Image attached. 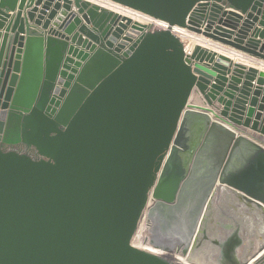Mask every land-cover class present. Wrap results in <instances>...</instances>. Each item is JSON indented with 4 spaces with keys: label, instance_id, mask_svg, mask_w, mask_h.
Listing matches in <instances>:
<instances>
[{
    "label": "water",
    "instance_id": "95a60500",
    "mask_svg": "<svg viewBox=\"0 0 264 264\" xmlns=\"http://www.w3.org/2000/svg\"><path fill=\"white\" fill-rule=\"evenodd\" d=\"M111 1L203 42L186 53L170 27L124 21L89 0H0V264H180L131 239L189 106L214 118L186 175L147 212L149 244L169 251L150 227L218 144L222 157L241 148L256 161V195L244 193L264 218V69L230 56L264 62V0ZM52 38L63 50L49 79ZM218 169L217 185L237 187L235 169ZM256 241L237 264H264V236Z\"/></svg>",
    "mask_w": 264,
    "mask_h": 264
},
{
    "label": "flooded vegetation",
    "instance_id": "af4514ba",
    "mask_svg": "<svg viewBox=\"0 0 264 264\" xmlns=\"http://www.w3.org/2000/svg\"><path fill=\"white\" fill-rule=\"evenodd\" d=\"M208 124L206 118L196 114H193L191 121L183 123V134L171 150V161L158 174L150 193L152 198H162L172 190L175 177L182 175L183 171L186 175ZM1 147L37 156L34 149L21 143H3ZM211 147L204 158L199 156L194 163L192 174L182 186L172 214L157 215L149 235L152 241L169 251L191 254L200 264H237L241 258L256 251L257 235L264 236V218L258 217L256 205L244 193L247 188L256 195V161L250 166L243 160L241 148H237L236 153L228 159L220 155L219 144ZM226 166L236 170L232 175V181L237 184L235 188L216 184L220 176L218 168ZM171 216L173 218L170 219ZM170 220L174 223L171 224ZM164 252L177 256L172 252ZM155 253L164 256L163 253Z\"/></svg>",
    "mask_w": 264,
    "mask_h": 264
},
{
    "label": "bare ground",
    "instance_id": "6f19581e",
    "mask_svg": "<svg viewBox=\"0 0 264 264\" xmlns=\"http://www.w3.org/2000/svg\"><path fill=\"white\" fill-rule=\"evenodd\" d=\"M93 3H96L102 7H105L107 8L108 10H111L115 13H117L118 15H120V17H123L124 18V21H127V19H130L131 22H134V21H137L139 23H142V24H145V25H148L149 23L151 24H162V20L160 19H156V18H153V17H150V16H147V15H139L137 14L135 11L131 10L130 8L124 6V5H120L118 3H115L111 0H89ZM197 37V36H196ZM199 40L193 38V37H190L187 39V45L188 47H191L193 46V44L195 43H198ZM62 50H63V44L62 42L56 40V39H50L48 41V45H47V48H46V75L49 79H53L57 73V70L59 68V64L61 62V58H62ZM232 58H234L235 60H238V61H241L243 63H245L246 61L244 59H242L241 57H239V55H230ZM247 63V62H246ZM245 63V64H246ZM254 64V62H253ZM249 65V64H248ZM193 114L195 115H201L203 116L204 118H206V120L208 122H210L214 116L212 113L208 112V111H204V110H201L197 107H187L184 109L183 111V115L181 117V120L179 121V124H178V128H177V131L175 133V136L172 140V143H171V146L169 148V151L167 153V156L165 157V160H164V163L161 167L160 170H163L166 168V166L168 165V162L170 160V154H171V150L176 142L177 139H179L181 136H182V130H183V123L185 122H189L191 121V119L193 118ZM184 115H187V116H184ZM171 161V160H170ZM185 176L184 175V171H183V174L180 175V176H177L175 177V181L177 180H181V178ZM159 198H152L151 196L149 197V200H148V203H147V206H146V209H145V213H144V216L141 218V222L139 224V233H138V237L136 236L135 239L133 238V244L138 246L139 248H143L145 250H148V251H151L153 253L155 252H160V253H163L165 258H167L168 260H171V261H178L179 257L178 255H172V254H167L165 253L164 251H160V248H157L155 246H153L152 244H148L147 245V238L146 236L144 235V232L147 230V226L149 225V221H147L148 219L147 218V212L150 210V208L153 206V204L158 200ZM142 231V233H141ZM144 235V236H142ZM149 242V241H148ZM264 256V251H262L260 253V257H263ZM258 258V257H257ZM258 258V259H259ZM256 260V261H255ZM254 261H252V264L253 262H257V259H255ZM174 261V262H175Z\"/></svg>",
    "mask_w": 264,
    "mask_h": 264
},
{
    "label": "built area",
    "instance_id": "2783aa9c",
    "mask_svg": "<svg viewBox=\"0 0 264 264\" xmlns=\"http://www.w3.org/2000/svg\"><path fill=\"white\" fill-rule=\"evenodd\" d=\"M121 5V4H120ZM127 7V6H126ZM128 8H130V7H128ZM131 10H133V11H135L137 14H139V15H147V14H144V13H142V12H140V11H138V10H135V9H132V8H130ZM147 16H149V15H147ZM151 17V16H150ZM170 27V30H171V32L173 33V34H175L176 36H178L179 38H180V40L182 41V43H183V46H184V50H185V52L186 53H190L191 52V50H192V48H193V46H191V47H188V45H187V39L188 38H190V37H193V38H195V39H197V40H199V42L198 43H202L203 42V39H202V37H196L195 35H192V33H190L188 30H186L185 28H183V27H180V26H177V25H172V26H169V24L167 23V22H165V21H162V24H154L153 23V28L152 29H167V28H169ZM194 45V44H193ZM232 55H239V57H241V58H246V57H244L243 55H241L240 53H233ZM144 216V214L142 215V217ZM141 217V218H142ZM141 218H140V220H139V222H138V226H137V229H136V231H135V233H134V235H133V237H132V239H131V243H132V245H134L133 244V238L135 239V237L137 236L138 237V233H139V230H138V228H139V224H140V222H141ZM141 233H142V231H141ZM142 236H144V235H142ZM149 244V242H148V240H147V245ZM134 246H136V245H134ZM138 247V246H137ZM143 249V248H142ZM166 252H172V251H166ZM172 253H175V254H177L178 255V261H180V262H177V263H180V264H189L188 262H186V259H185V257L184 256H182L181 254H179V253H176V252H172ZM174 262V261H173Z\"/></svg>",
    "mask_w": 264,
    "mask_h": 264
},
{
    "label": "crops",
    "instance_id": "0c3cea01",
    "mask_svg": "<svg viewBox=\"0 0 264 264\" xmlns=\"http://www.w3.org/2000/svg\"><path fill=\"white\" fill-rule=\"evenodd\" d=\"M8 13H12V11H10L8 8L5 9ZM3 30V29H2ZM220 45V44H219ZM221 47H225L224 45H221ZM244 59L246 62V64H251V65H254L256 66L258 69H264V62L262 63V61L260 60H257V59H253L251 57H247V58H242ZM256 60V61H255ZM254 62V64H253ZM194 97L192 98V101L194 103H199V104H202V105H205V101L204 99H202V97H200V95H197V94H194L193 95Z\"/></svg>",
    "mask_w": 264,
    "mask_h": 264
},
{
    "label": "rangeland",
    "instance_id": "374dc122",
    "mask_svg": "<svg viewBox=\"0 0 264 264\" xmlns=\"http://www.w3.org/2000/svg\"><path fill=\"white\" fill-rule=\"evenodd\" d=\"M148 26H149L151 29L153 28V24H151V23H149ZM193 97H194V96H192V97H191V100H190V102H192V103H193V101H192V98H193ZM186 108H187V107H186ZM184 116H187V115H184Z\"/></svg>",
    "mask_w": 264,
    "mask_h": 264
}]
</instances>
